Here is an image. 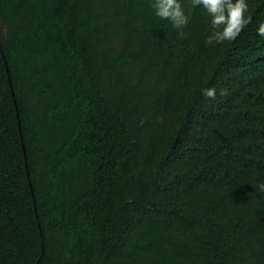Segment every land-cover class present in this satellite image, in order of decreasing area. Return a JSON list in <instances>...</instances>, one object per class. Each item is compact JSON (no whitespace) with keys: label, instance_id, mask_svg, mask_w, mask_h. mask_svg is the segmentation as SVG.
Wrapping results in <instances>:
<instances>
[{"label":"trees","instance_id":"trees-1","mask_svg":"<svg viewBox=\"0 0 264 264\" xmlns=\"http://www.w3.org/2000/svg\"><path fill=\"white\" fill-rule=\"evenodd\" d=\"M246 2L210 45L191 0L182 30L153 0H0V264H264V0Z\"/></svg>","mask_w":264,"mask_h":264},{"label":"clouds","instance_id":"clouds-1","mask_svg":"<svg viewBox=\"0 0 264 264\" xmlns=\"http://www.w3.org/2000/svg\"><path fill=\"white\" fill-rule=\"evenodd\" d=\"M191 3L193 7L202 6L210 17L213 31L207 44L232 42L251 23V17L245 16L249 9L246 0H191ZM151 7L159 18L169 20L177 30H182L189 22L179 0H153ZM257 32L264 36V23L259 25ZM178 34L181 37L184 35L183 31H178ZM202 94L208 100L216 99L215 88L203 89ZM258 190L264 192V183L259 185Z\"/></svg>","mask_w":264,"mask_h":264}]
</instances>
